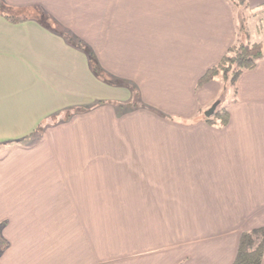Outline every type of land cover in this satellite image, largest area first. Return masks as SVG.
<instances>
[{"label":"crops","instance_id":"0c3cea01","mask_svg":"<svg viewBox=\"0 0 264 264\" xmlns=\"http://www.w3.org/2000/svg\"><path fill=\"white\" fill-rule=\"evenodd\" d=\"M235 1L0 0V264H230L264 227V57L225 125L220 78L197 86Z\"/></svg>","mask_w":264,"mask_h":264},{"label":"trees","instance_id":"16d2710c","mask_svg":"<svg viewBox=\"0 0 264 264\" xmlns=\"http://www.w3.org/2000/svg\"><path fill=\"white\" fill-rule=\"evenodd\" d=\"M241 1L245 4L244 0ZM3 4L0 2V12L9 21H17L3 13ZM67 41L84 50L90 62H95L92 52L87 49L83 43L76 37L67 36ZM264 57V46L261 42H254L250 40L243 21L239 23L237 41L232 46L228 47L221 56L217 64L208 68L204 74L198 79L197 86L220 78L223 85L229 84L233 87V92L236 90V81L242 71L251 69L256 62ZM93 70L97 68L93 66ZM217 106L210 116L204 115L205 122H217L225 125L228 121V113L225 110L224 104L221 103L220 98L217 99ZM220 107V108H218ZM7 240L0 233V253L7 247ZM264 257V227H258L249 231H244L240 234L237 249L234 258L230 264H261Z\"/></svg>","mask_w":264,"mask_h":264},{"label":"rangeland","instance_id":"374dc122","mask_svg":"<svg viewBox=\"0 0 264 264\" xmlns=\"http://www.w3.org/2000/svg\"><path fill=\"white\" fill-rule=\"evenodd\" d=\"M234 3L237 6V8L235 10L237 11V13L239 15H241L240 16L241 17L240 20L243 21L244 27H245L247 33L249 34V32L247 30V27H246V23H247L249 18L251 19V17L254 18V23H256L257 30L260 31V33H261V31L264 28V10L256 11L255 13L252 14L245 8V6H244L245 4L240 5L238 0H236ZM253 18H252V20H253ZM249 37L251 38L250 35H249ZM251 39H253V38H251ZM83 45L88 49V47L84 43H83ZM221 90H222L221 91L222 92V96L220 98V101H221V103H225L223 97L228 96V93L230 92V90H232V92H233V87L230 86L229 84H227V85L224 84V85H222ZM218 108H220V107H218ZM1 154L2 153H1V150H0V155Z\"/></svg>","mask_w":264,"mask_h":264},{"label":"water","instance_id":"95a60500","mask_svg":"<svg viewBox=\"0 0 264 264\" xmlns=\"http://www.w3.org/2000/svg\"><path fill=\"white\" fill-rule=\"evenodd\" d=\"M217 104V102H214L212 106L205 112V116H210L216 108Z\"/></svg>","mask_w":264,"mask_h":264}]
</instances>
